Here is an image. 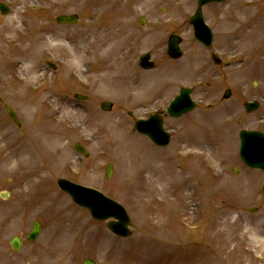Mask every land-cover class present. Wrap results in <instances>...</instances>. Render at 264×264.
<instances>
[{
  "label": "rangeland",
  "instance_id": "374dc122",
  "mask_svg": "<svg viewBox=\"0 0 264 264\" xmlns=\"http://www.w3.org/2000/svg\"><path fill=\"white\" fill-rule=\"evenodd\" d=\"M6 1L12 12L0 17V264H264V173L238 156L241 130L264 132V0L206 6L215 33L210 50L194 40L190 25L198 0ZM63 14L78 15L79 23L57 25ZM174 34L183 39L178 61L166 54ZM145 53L154 70L139 66ZM182 87L194 89L197 110L166 117L173 140L157 148L134 124L164 112ZM248 101L260 109L248 114ZM102 102L113 103L112 111L101 110ZM60 179L124 205L131 235L120 238L93 220L58 188ZM36 221L44 231L28 244ZM14 237L26 242L18 253L9 247Z\"/></svg>",
  "mask_w": 264,
  "mask_h": 264
},
{
  "label": "water",
  "instance_id": "95a60500",
  "mask_svg": "<svg viewBox=\"0 0 264 264\" xmlns=\"http://www.w3.org/2000/svg\"><path fill=\"white\" fill-rule=\"evenodd\" d=\"M223 1V0H200L199 9L192 20V25L195 29L196 38L206 46H210L212 40L211 31L205 26L201 7L204 4ZM59 23H69L73 24L76 22V18H59ZM181 40L179 38H171L168 48V53L173 59H178L182 56L180 50ZM149 58L145 56L142 59V66L145 69H152L153 64L149 63ZM191 91L188 89H183L181 95L176 98L172 103L168 112L173 117H181L183 114L190 112L194 109L195 105L190 99ZM229 94L226 95V98ZM110 104H104L103 108L107 111L111 109ZM258 108L257 104L248 105L247 109L249 111H254ZM16 122H18L16 116L9 111ZM138 131L148 135L155 143L158 145H167L169 143V136L163 131V123L158 118H153L148 124L140 123L138 125ZM242 148L241 156L245 162L252 168L261 169L264 171V135L258 132H247L241 133ZM107 176L110 175V169L108 170ZM59 186L67 191L74 199V201L88 209L92 212V216L97 220H107L109 218H115L119 222L118 224L111 223L110 228L117 234L126 236L128 234L127 225L129 224V219L126 215L125 210L118 204L114 203L103 194L90 190L84 187H79L71 184L67 181L61 180ZM41 232L40 224H36L33 233L29 236L30 241H34ZM15 249L20 248L19 240H15L13 243ZM85 264H94L91 261H86Z\"/></svg>",
  "mask_w": 264,
  "mask_h": 264
},
{
  "label": "bare ground",
  "instance_id": "6f19581e",
  "mask_svg": "<svg viewBox=\"0 0 264 264\" xmlns=\"http://www.w3.org/2000/svg\"><path fill=\"white\" fill-rule=\"evenodd\" d=\"M35 131L38 132V134H37V136H36V140L39 141V140H40V139H39V132L41 131V128L39 127V128H37Z\"/></svg>",
  "mask_w": 264,
  "mask_h": 264
}]
</instances>
